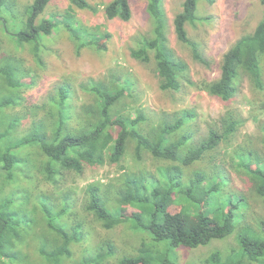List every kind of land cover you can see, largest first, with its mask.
<instances>
[{
    "label": "trees",
    "instance_id": "16d2710c",
    "mask_svg": "<svg viewBox=\"0 0 264 264\" xmlns=\"http://www.w3.org/2000/svg\"><path fill=\"white\" fill-rule=\"evenodd\" d=\"M49 1L33 0L28 6L30 11L25 19H20V28L13 34L18 46L28 43L34 56L39 58L44 45L42 38H49L59 26L70 34L77 54L84 47L98 45L99 33L78 26L69 9L59 19L42 17L36 22ZM199 1L183 0L180 11L174 15L173 27L177 40L190 48L193 58L206 64L198 44L188 37L186 30L187 24L208 20L207 16L198 15ZM261 2L264 4V0ZM70 3L95 9L85 0H70ZM11 12H14L13 0H0V19ZM146 12L150 33L139 41V58L144 62L153 61L160 89L177 90L186 65L175 59L167 46L162 1L146 0ZM104 13L108 19L128 20L131 15L128 0H110L104 6ZM263 65L264 13L255 29L240 36L224 53L220 76L206 82L205 88L211 96L226 102L241 73L245 72L254 85L262 89ZM0 78L9 90L22 85L17 79L16 67L11 64L0 68ZM131 87L128 79L117 82L116 86L93 80L81 84V88L92 95L93 103L81 107L89 114L80 109L72 115L71 90L69 84L64 83L49 99L55 110L49 127L45 123L35 124L23 136L9 139V132L18 122L15 118L8 122L5 132H0V140H5L3 147L0 144V264H25L26 256L18 248L35 234L32 212L21 205L28 202V196L10 185L11 196L5 199L6 185L33 181L37 174L48 183H56L63 172L81 173L85 166L116 164L123 168L121 163L128 155L138 164L144 154L162 164L154 171L139 168L125 172L114 193L118 205L136 209L127 221L133 231L143 233L147 239L140 241L135 254L119 256L116 264H177L172 258L174 247L196 248L231 235L234 245L225 252L211 251L201 264H264V151L238 146L231 153V165L247 176L251 195L263 205V213L258 214L250 207V196L228 188V175L221 165L208 168L211 167L208 161L215 163L210 153L220 141H227L238 126L233 114L226 112L221 118V130L210 127L206 137L196 142L191 140L188 123L192 114L188 111L143 129L142 125L148 123L144 113L138 110L131 116L130 110L118 107ZM16 98L20 97L1 98L0 108ZM74 117L77 123L72 125ZM32 148L38 155L35 159L29 153ZM100 185L91 182L85 186L82 209L110 229L119 222L120 213L118 207L110 208V196ZM16 200L23 202L12 207ZM73 203L70 193L62 195L58 208L49 206L42 192L35 194V208L43 214L50 235L49 238L35 235L41 242L38 264H65L73 260L75 245L89 241L86 224L72 209ZM23 224V235H20L17 228ZM14 239L20 243L16 248ZM114 255L115 246L110 241L105 240L101 245L90 243L83 247L80 261L73 264H101Z\"/></svg>",
    "mask_w": 264,
    "mask_h": 264
},
{
    "label": "rangeland",
    "instance_id": "374dc122",
    "mask_svg": "<svg viewBox=\"0 0 264 264\" xmlns=\"http://www.w3.org/2000/svg\"><path fill=\"white\" fill-rule=\"evenodd\" d=\"M32 1L13 0L14 12L6 13L0 19V68L6 64L14 65L17 79L22 83L16 90H9L0 78V99L20 97L0 108V132H5L8 122L15 118H18V122L9 132V139L23 136L35 124L45 123L49 127L55 116L54 107L49 99L64 83L70 86L71 112L74 115L83 105L93 103L92 95L87 94L81 88V84L93 80L116 86L117 82L128 79L132 83L131 90L125 92L123 103L118 107L130 110L131 116H135L138 110L144 113L148 123L142 125L143 129L150 128L162 119L170 121L188 111L192 114L188 123L191 140L196 142L206 137L210 127L221 130V118L226 112H231L238 126L227 141H220L210 153L215 163L208 161L207 164L211 166L208 168L211 169L216 164L221 165L228 175V188L232 192L241 191L250 196V207L258 214L263 213L261 201L251 195V185L247 176L231 165V153L232 149L238 146L253 148L263 153L264 87L262 89L256 87L249 75L242 72L232 96L226 102L211 96L205 88L206 82L214 81L220 76V64L224 53L240 36L252 32L261 20L264 13V4L261 0H214L212 4L202 0L198 2V15L207 16L208 20L197 22L195 25L187 24L186 30L188 37L198 44L206 64L195 60L190 48L179 42L175 36L173 18L180 11L183 0H161L167 46L173 57L186 65L177 90L160 89L153 61L144 62L139 58V41L150 33L146 0H128L131 11L128 20L106 17L104 6L110 0H85L95 9L79 8L72 5L70 0H50L36 18V22L42 17L59 19L64 11L69 9V14L78 26L99 33L100 37L96 47H84L77 54L70 34L63 26H59L53 30L51 37L42 38L41 42L45 46L41 47L39 58L34 56L28 43L18 46L13 35L20 28V19H25L30 11L28 6ZM81 111L89 114L84 108ZM76 121L74 117L71 124L75 125ZM4 141L0 140L2 147ZM29 153L34 159L38 157L34 148L30 149ZM161 164L162 161L152 158L149 154H144L138 164L128 155L121 163L123 168L116 164L85 166L81 173L63 172L57 177L56 183H48L42 175L37 174L33 181L6 185L5 199L11 196L8 192L10 185L18 188V193L28 196V202L21 205L31 210L34 219L35 234L32 241L27 238L20 244L13 240V243L17 244L15 248L20 244L18 251L26 256L25 264H38L41 261L38 252L40 240L35 235L50 237L42 218L43 214L38 212L39 209L35 208L34 204L35 194L40 192L47 197L48 205L55 208L59 207L62 195L70 193L74 202L72 209L80 219H83L89 232V241L75 245L73 260H67L65 264L80 261L81 251L87 244L101 245L105 240L115 246V255L106 258L101 264H116L119 256L135 254L140 241L146 240L147 237L130 228L127 218L136 209L128 205H118L114 192L119 189L125 172H133L139 168L154 171ZM91 182L100 183L101 189L110 196V208L119 209V222L110 229L104 228L82 209L84 188ZM18 202L20 204L23 200H16L12 207L17 206ZM169 209L174 211L173 208ZM21 214L25 213L22 211ZM17 229L19 234L23 235L24 224ZM234 244L235 239L231 235L196 248L177 246L171 251L172 258L177 264H201L202 259L211 251L219 249L225 252Z\"/></svg>",
    "mask_w": 264,
    "mask_h": 264
}]
</instances>
